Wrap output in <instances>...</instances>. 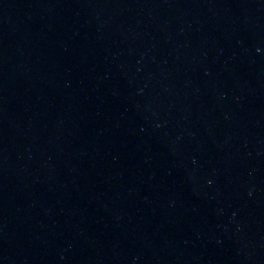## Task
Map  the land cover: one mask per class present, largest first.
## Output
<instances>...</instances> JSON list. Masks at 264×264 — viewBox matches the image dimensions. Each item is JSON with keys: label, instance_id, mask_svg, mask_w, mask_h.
I'll use <instances>...</instances> for the list:
<instances>
[{"label": "water", "instance_id": "95a60500", "mask_svg": "<svg viewBox=\"0 0 264 264\" xmlns=\"http://www.w3.org/2000/svg\"><path fill=\"white\" fill-rule=\"evenodd\" d=\"M0 264H264V0H0Z\"/></svg>", "mask_w": 264, "mask_h": 264}]
</instances>
